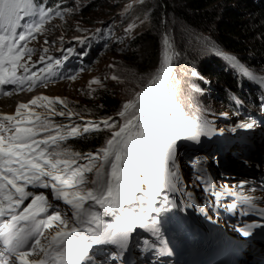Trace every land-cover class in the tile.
<instances>
[{
  "label": "snow or ice",
  "instance_id": "6c2138e0",
  "mask_svg": "<svg viewBox=\"0 0 264 264\" xmlns=\"http://www.w3.org/2000/svg\"><path fill=\"white\" fill-rule=\"evenodd\" d=\"M21 14L33 17V21L17 32L21 27ZM54 17L63 18L59 5L48 7L35 4L34 0H0V95H10L4 90L5 85L20 87L28 83L31 88L44 79L35 72L17 75L18 68L28 73L29 69L21 61L24 56L30 59L34 51L21 41L35 38ZM169 49L165 37L161 65L147 85L123 105L118 113L123 122L102 121L113 130L105 146L96 153L85 155L61 146L60 142L69 135L80 134L77 126L62 131L64 126L54 128L46 117L36 113H28L35 116V123L28 120L25 125L16 120V116L21 115L20 109L28 108L27 104L17 106L16 116H0V264H86L94 245H114L124 250L130 233L137 226L159 233V220L150 216L163 210L155 206L162 188L179 190L178 172L169 167L175 159L177 142L181 139L198 141L214 131L207 122H191L169 97ZM227 58L241 67L245 75L264 83V77L257 78L247 72L235 57ZM43 59L41 57V61ZM47 69L51 74L52 65L48 64ZM69 78L75 79V76ZM39 101H47L49 105L64 103L60 98L46 96H37L30 103L37 105ZM4 121L15 123L5 125ZM89 125L82 131L99 127L94 122ZM245 127L251 128L253 124ZM41 130L46 133L44 136L40 135ZM82 159L86 163H79ZM196 179L202 177L198 175ZM142 185H146V189ZM29 186L50 188L57 201L70 207L71 215L53 209L47 196L28 191ZM137 193L143 195L137 196ZM225 194L214 193L217 198ZM29 198L30 202L21 207ZM239 199L247 206L244 215L254 210L264 217V209L256 208L251 197L240 196ZM97 205L103 213L95 210ZM132 205H138V209ZM229 207L235 211L237 204ZM103 215L113 216V222L104 221ZM261 226L250 223L237 230L250 236L254 228Z\"/></svg>",
  "mask_w": 264,
  "mask_h": 264
},
{
  "label": "rangeland",
  "instance_id": "374dc122",
  "mask_svg": "<svg viewBox=\"0 0 264 264\" xmlns=\"http://www.w3.org/2000/svg\"><path fill=\"white\" fill-rule=\"evenodd\" d=\"M137 1L139 0L119 4L118 0H65L66 5L64 10L68 14H65L62 19L60 18V20L50 23L46 30H44L35 40L33 45L36 47L38 53L34 55V59L27 60L26 64L32 63L34 60L37 61L38 58L43 57V55H48L55 43L63 38V36L66 35L71 38L80 33H90L92 34L91 38L102 39L100 46L103 48V51L100 58L90 70L78 78L64 84H42L35 88L36 90L34 89L30 95L28 94L29 96L27 99H23L25 94H22L14 100L15 104L13 103V105H11L12 102H9L11 106H5L0 102V109L3 107L2 110L4 111L14 112L17 110L18 105L27 104L28 108L41 112L44 116L56 122L58 126H64L62 131L74 125L81 130L80 134L85 133L82 129L84 127H89V122H94L96 125H99V127L98 129L92 130L95 133L101 134L102 139L105 142L110 137L113 129L105 126L102 121L108 120L109 124H120L123 121L118 113L111 117H99L96 112L97 106L93 105L94 93L99 88H106L119 96L122 103H124L129 100L130 96L134 97V94L137 92L135 88L129 86L126 80L128 76H130L131 79L133 76V74L130 73L132 64L129 57L135 52L137 36L150 26L147 12L138 9L139 6L133 8ZM24 42L27 44V40ZM45 49L47 51H45ZM194 71L195 72L193 73H195V75H193V77L208 81L209 84L214 86L213 89H207L208 92L205 87L202 88L201 84L194 88L199 94L200 92L205 94L206 97L203 96L205 100L212 104V111L207 110L209 112V118L214 121L219 120L220 109L223 107L221 105L222 96H225L226 94L224 83L216 78H210L209 74H202L198 69H194ZM113 76L118 77V79H112ZM205 76L206 79L210 78L218 81L220 84L219 88L215 87L214 82L206 80L204 78ZM94 80H99V83H92ZM133 81L136 80L132 79V82ZM194 83L196 82L194 81ZM171 86L172 84L168 88L167 85L169 97L174 99L176 103H179V96L187 99L186 94L188 91L179 95L177 93H180V86L178 85L175 87L178 89L177 91H174L175 89ZM191 86L195 85L190 83L189 87ZM204 86L206 85L204 84ZM37 96H46L52 99L60 98L64 103L57 102L49 105L47 101H39L37 105H32L30 101ZM196 98L197 103L201 102V98H198L195 95L189 96V100H195ZM210 100L215 103V105L210 102ZM219 104L220 108L218 109L216 107H218L217 105ZM189 108L190 104L187 109L182 111L184 116L186 112H190ZM201 109L205 111L204 107H201ZM83 111L85 114L81 113ZM60 112L65 113V115H59L58 113ZM230 115L231 117H234L232 111L230 112ZM260 121L262 122L264 130V115H261ZM70 136L71 135H69V137ZM207 139L215 140V137H208ZM246 141V144L249 145V147H247L249 151V160L246 164L242 162V160L221 155L220 152L224 151L222 148H219L218 152H213L208 147L199 152L188 150L187 155L184 154L186 158L178 163L180 177L177 184L183 189L184 195H186V200L193 205L199 213H203L211 218V221H214V218L217 221H219V218H223L225 223L231 225L232 228L236 226L235 222L244 215L243 208L240 209L238 213V211H233L228 206L226 202L229 201H226L225 203L218 202L216 204L211 195H204L203 198L201 197V200L205 199L206 201H209L211 207V211H205L199 205H194L192 195L194 197L196 195L194 189L188 187V184L191 176L194 173H197V175L202 177L201 180L204 184L211 183L216 186L214 188L218 191L225 193L226 191H232L233 195L239 197H251L255 206L256 204L264 205V133L259 139L254 138L253 140L249 139ZM97 151L98 150H95L94 153ZM182 152L183 150L180 149L177 151L176 155L178 160H180ZM216 153L221 155L220 160L216 159ZM190 155H192L191 158ZM190 160L195 161L193 167L186 166ZM79 163H86V161L82 159ZM210 173L216 175V177H211ZM241 182H244L242 188L240 187ZM31 192L34 194H44L47 196L48 202L53 206V209L59 210L61 213H68L69 216L71 215L70 207L64 204L63 201H57L53 197L50 188H33ZM200 193V195H202L201 191ZM140 195L143 194L139 193L138 196ZM165 197H167V202H165ZM172 197H174L175 200ZM30 199L31 198H29V202ZM178 199L179 202L177 205V200L173 191H170L167 188H162L160 195L156 197V206L158 205V207H161L166 212L169 210L176 211L177 209L178 214H181V216H183L182 218L188 220V215L184 210L182 201L180 198ZM173 203L175 206H173ZM24 206H26V204L21 207ZM145 207H147L146 204ZM134 208L138 209V205H134ZM95 210L103 213V209L98 205ZM50 211H52V209H50ZM155 214L156 213H152L150 217L153 218ZM102 218L106 222H113L114 220V217L111 215H103ZM204 220L206 219L204 218ZM45 235H48L47 231L45 232ZM144 237H147L149 241L146 239V245L142 252H138L140 257L136 264H143V258L146 260V263L144 264H160L161 261L159 260V255L162 253L161 247L150 239L147 236V233L141 230L136 236V242L140 244L139 242H141V239ZM41 239L42 242H44L43 238ZM247 253L248 256L251 255V253ZM89 256L91 259L86 261V264H112L116 258L114 250L104 246H94L93 250L89 252Z\"/></svg>",
  "mask_w": 264,
  "mask_h": 264
},
{
  "label": "trees",
  "instance_id": "16d2710c",
  "mask_svg": "<svg viewBox=\"0 0 264 264\" xmlns=\"http://www.w3.org/2000/svg\"><path fill=\"white\" fill-rule=\"evenodd\" d=\"M131 1L133 0H118V3ZM137 6L138 9L147 12L150 26L137 36L135 52L129 57L132 64L130 73L133 74L132 79L136 80L132 82L128 76L126 80L129 86L140 92L157 72L163 59L164 39L167 35L169 51L173 55L167 85L169 88L172 84L174 91L178 90L175 87L179 85L181 88L180 93H177L179 95L188 91L187 99L179 96L177 103L182 111L190 104V112H186L185 117L193 123L207 122L214 130L211 135H221L227 155L244 162L248 161L249 151L245 143L226 140L221 131L233 136L263 134V127H260L253 111L263 113L264 102L255 91L248 89L257 84L254 79L245 75L241 67L234 65L227 57H235L238 65L247 72L264 76V0H139L133 8ZM194 69L222 81L226 87V94L222 96L223 107L220 109L219 120L209 118L208 111H212V104L205 100V94L200 91L199 94L194 88L201 84L207 91L214 86L208 81L193 77ZM210 78L206 80L214 82L215 87L219 88V82ZM190 83L195 86L189 87ZM194 95L201 98V102L197 103V98L189 100V96ZM133 98L130 96L126 102ZM126 102L122 103L119 96L106 88H99L94 93L93 105L97 106L96 112L99 117L114 116L123 110ZM217 106L219 109L220 104ZM201 107H204L205 111ZM231 111L234 117H231ZM81 113L85 114L84 111ZM47 120L54 128L60 127L49 118ZM248 123H252L253 127H245ZM45 134L43 130L40 131L41 136ZM60 143L71 152L86 155L104 147L106 141H103L101 134L90 130L84 134L68 136ZM177 146L183 150V154L181 153L180 160L175 155L172 170L179 174L178 163L182 162L186 158L184 154L187 155V151L193 148L184 139L179 140ZM209 147L215 152L214 145L209 144ZM215 156L220 160L219 153ZM194 162L190 160L186 166L193 167ZM197 176V174L191 176L189 187L204 190L205 194H211L218 202L225 201V195L217 198L214 195L217 191L197 180ZM206 187L208 191H205ZM194 193L195 201L208 209L207 203L199 199L198 192Z\"/></svg>",
  "mask_w": 264,
  "mask_h": 264
},
{
  "label": "bare ground",
  "instance_id": "6f19581e",
  "mask_svg": "<svg viewBox=\"0 0 264 264\" xmlns=\"http://www.w3.org/2000/svg\"><path fill=\"white\" fill-rule=\"evenodd\" d=\"M166 37H167V39H169L167 35H166ZM171 64H172V62H171ZM171 64H170V66H171ZM66 82H68V81H66ZM66 82H64V83H66ZM29 95L28 94H25L24 95L25 97H23V99L24 98L27 99V97ZM14 100L15 99H13V98H11V99L10 98H5V99H1L0 102L2 104H4L5 106H8V105H10L9 102H12L11 105H13ZM12 107H14V106H12ZM142 187L146 189V186L145 185H142ZM177 187H178V184H177ZM32 189H33V187L29 186L27 190L28 191H32ZM155 206H156V204H155ZM125 207H129V206L126 205ZM131 207L134 208V205H132ZM156 207H158V205ZM191 211L192 212L194 211L195 215H197V216H195L196 217V223L199 224L201 222L203 224L202 229L209 230V228L211 227V224H210L211 218H209L208 216H206L203 213H198L196 210L191 209ZM164 213H165V210H162L161 212L156 213L155 216L153 217V218H156V219L159 220V233L158 234H154L152 231H150L152 234H154V235H164V234H173V233L184 232V233H186L188 235L194 234V239H198L197 237L201 238V235L198 233V230L195 229V227L193 226V224L192 225H189V222L188 221L185 222L183 220V218H182L183 216L182 217H179V218H176L178 214H176L174 212L175 213L174 215H168L166 217V216H162ZM204 218L206 220H204ZM150 219H152V218L150 217ZM119 251H121V250L119 249ZM34 258L35 259H39L38 257H34ZM241 261L244 262L245 260L242 259ZM188 262L191 263L193 261H188ZM144 263H146V260L143 258V264ZM133 264H136V263H133Z\"/></svg>",
  "mask_w": 264,
  "mask_h": 264
},
{
  "label": "water",
  "instance_id": "95a60500",
  "mask_svg": "<svg viewBox=\"0 0 264 264\" xmlns=\"http://www.w3.org/2000/svg\"><path fill=\"white\" fill-rule=\"evenodd\" d=\"M170 53V56H171V62H172V57H173V55H172V53L171 52H169Z\"/></svg>",
  "mask_w": 264,
  "mask_h": 264
}]
</instances>
